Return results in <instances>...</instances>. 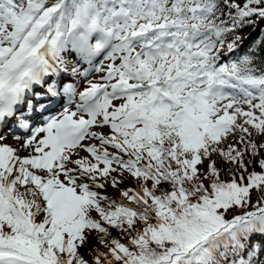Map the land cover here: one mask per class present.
Listing matches in <instances>:
<instances>
[{"label":"snow or ice","instance_id":"snow-or-ice-1","mask_svg":"<svg viewBox=\"0 0 264 264\" xmlns=\"http://www.w3.org/2000/svg\"><path fill=\"white\" fill-rule=\"evenodd\" d=\"M262 23L0 0V264H264Z\"/></svg>","mask_w":264,"mask_h":264},{"label":"trees","instance_id":"trees-1","mask_svg":"<svg viewBox=\"0 0 264 264\" xmlns=\"http://www.w3.org/2000/svg\"><path fill=\"white\" fill-rule=\"evenodd\" d=\"M261 27H264V23H262ZM246 31H248V30H246ZM259 32H260V27H258V28L256 29V31L252 33V38H255V37L259 34ZM115 234H116V233L114 232L113 235H115ZM83 251H84V250H82V252H83ZM86 258H88V257L86 256Z\"/></svg>","mask_w":264,"mask_h":264},{"label":"rangeland","instance_id":"rangeland-1","mask_svg":"<svg viewBox=\"0 0 264 264\" xmlns=\"http://www.w3.org/2000/svg\"><path fill=\"white\" fill-rule=\"evenodd\" d=\"M17 134H19V132H17ZM23 154H24V153H21V155H23ZM109 194H112V193H111V190H109Z\"/></svg>","mask_w":264,"mask_h":264},{"label":"bare ground","instance_id":"bare-ground-1","mask_svg":"<svg viewBox=\"0 0 264 264\" xmlns=\"http://www.w3.org/2000/svg\"><path fill=\"white\" fill-rule=\"evenodd\" d=\"M11 139V138H10ZM10 142V141H9Z\"/></svg>","mask_w":264,"mask_h":264}]
</instances>
